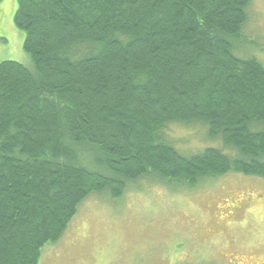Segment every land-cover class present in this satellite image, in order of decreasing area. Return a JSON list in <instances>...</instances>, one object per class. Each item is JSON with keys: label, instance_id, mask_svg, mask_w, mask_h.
<instances>
[{"label": "trees", "instance_id": "1", "mask_svg": "<svg viewBox=\"0 0 264 264\" xmlns=\"http://www.w3.org/2000/svg\"><path fill=\"white\" fill-rule=\"evenodd\" d=\"M249 3L16 0L31 66L0 63V264H39L86 197L128 181L264 179V65L234 48ZM171 122L235 155L177 153Z\"/></svg>", "mask_w": 264, "mask_h": 264}, {"label": "rangeland", "instance_id": "2", "mask_svg": "<svg viewBox=\"0 0 264 264\" xmlns=\"http://www.w3.org/2000/svg\"><path fill=\"white\" fill-rule=\"evenodd\" d=\"M15 11L16 0L0 1V63L30 67ZM245 13L235 53L264 65V0H250ZM162 134L184 156L235 155L199 122H171ZM39 264H264V179L228 173L187 187L148 176L126 182L117 198L92 193Z\"/></svg>", "mask_w": 264, "mask_h": 264}]
</instances>
